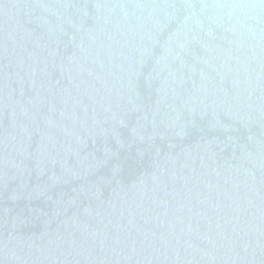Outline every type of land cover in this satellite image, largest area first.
Instances as JSON below:
<instances>
[{"label":"water","instance_id":"95a60500","mask_svg":"<svg viewBox=\"0 0 264 264\" xmlns=\"http://www.w3.org/2000/svg\"><path fill=\"white\" fill-rule=\"evenodd\" d=\"M0 264H264V0H0Z\"/></svg>","mask_w":264,"mask_h":264}]
</instances>
